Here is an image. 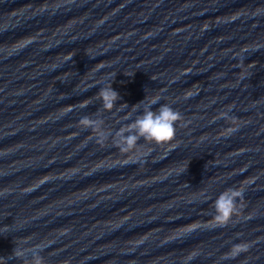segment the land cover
Returning <instances> with one entry per match:
<instances>
[{
    "label": "water",
    "instance_id": "1",
    "mask_svg": "<svg viewBox=\"0 0 264 264\" xmlns=\"http://www.w3.org/2000/svg\"><path fill=\"white\" fill-rule=\"evenodd\" d=\"M155 98L175 138L122 153ZM229 188L240 215L211 227ZM37 245L44 264H264V0H0V264Z\"/></svg>",
    "mask_w": 264,
    "mask_h": 264
},
{
    "label": "clouds",
    "instance_id": "2",
    "mask_svg": "<svg viewBox=\"0 0 264 264\" xmlns=\"http://www.w3.org/2000/svg\"><path fill=\"white\" fill-rule=\"evenodd\" d=\"M99 98L103 102V107L106 110L113 109L115 102L119 99V94L113 90L111 85L101 87L98 93ZM159 102V98L150 100L144 108L141 115L126 127H121L114 134L113 143L122 153H129L135 150L138 146V141L143 139L148 142H154L157 145L170 143L176 136L177 122L183 119L180 112L176 111L168 104H161L155 111L152 106ZM143 103V101H142ZM230 112V110H229ZM220 118L231 120L234 119L228 112L221 113ZM80 124L88 129H93L98 132L97 139L101 142L106 141L110 132L102 130L103 121L93 120L89 117H83ZM238 127H230L227 129L228 134L238 131ZM244 197V190L238 188H229L222 192L215 200L216 214L213 217L214 223L211 227H226L233 221L234 217L240 215L238 201ZM42 247L37 245L32 249L14 248L13 256L21 258L25 264H44V257L39 253ZM249 245L246 242L233 244L229 252L222 256V260L235 259L241 253L247 252ZM28 253H32L31 259H27ZM200 254L191 252L184 261V264H190Z\"/></svg>",
    "mask_w": 264,
    "mask_h": 264
}]
</instances>
